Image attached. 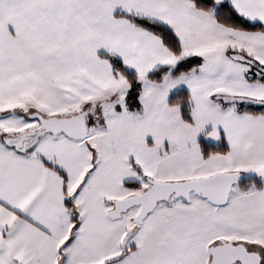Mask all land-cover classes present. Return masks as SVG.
<instances>
[{
  "label": "snow or ice",
  "instance_id": "1",
  "mask_svg": "<svg viewBox=\"0 0 264 264\" xmlns=\"http://www.w3.org/2000/svg\"><path fill=\"white\" fill-rule=\"evenodd\" d=\"M0 264H264V0H0Z\"/></svg>",
  "mask_w": 264,
  "mask_h": 264
},
{
  "label": "trees",
  "instance_id": "2",
  "mask_svg": "<svg viewBox=\"0 0 264 264\" xmlns=\"http://www.w3.org/2000/svg\"><path fill=\"white\" fill-rule=\"evenodd\" d=\"M200 141L202 143V147L203 150L205 152L209 151V150H214L216 148L219 147L217 142H213V141H206V139L204 137L201 136Z\"/></svg>",
  "mask_w": 264,
  "mask_h": 264
},
{
  "label": "rangeland",
  "instance_id": "3",
  "mask_svg": "<svg viewBox=\"0 0 264 264\" xmlns=\"http://www.w3.org/2000/svg\"><path fill=\"white\" fill-rule=\"evenodd\" d=\"M203 137V136H202ZM206 141H213L211 138L209 139H206ZM213 142H216V141H213ZM218 143V142H217Z\"/></svg>",
  "mask_w": 264,
  "mask_h": 264
}]
</instances>
